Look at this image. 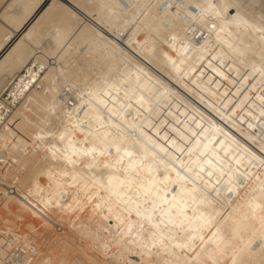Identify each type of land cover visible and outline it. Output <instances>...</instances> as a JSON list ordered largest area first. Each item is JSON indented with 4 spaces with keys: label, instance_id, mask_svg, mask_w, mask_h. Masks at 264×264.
<instances>
[{
    "label": "snow or ice",
    "instance_id": "1",
    "mask_svg": "<svg viewBox=\"0 0 264 264\" xmlns=\"http://www.w3.org/2000/svg\"><path fill=\"white\" fill-rule=\"evenodd\" d=\"M66 5L67 0H18L0 7V129L4 130L0 154H16L17 162L23 163L29 149L34 150V156L43 152L47 170L41 175L55 181L65 201L68 196L64 189L75 191L71 204L60 203L54 193L47 200L41 197L39 210L29 195L21 197L22 203L49 223V210L95 214L105 205L111 212L113 203L123 204L129 216L115 214L117 231L112 242L103 244L106 258H90L88 264H129L122 257L130 246H135V255L140 257L131 264H264V232L243 246L231 243L239 228L227 240L219 229L209 235L205 228L211 221L197 207H211L223 188L232 192L228 184L244 186L258 181L261 203L252 207L264 211V0H258L261 15L256 22H250L253 17L248 16L257 7L255 0L192 5L193 11L200 8L199 18L210 24L209 34L217 33L219 45L212 47H224L225 53L208 61L206 67L219 78L209 77L208 87L198 78L185 79L189 73L181 72L178 66L184 59L169 57L180 88L159 77L153 80L143 67L135 68L134 75L126 54L130 49L126 50L123 40L117 39L122 28L112 23L93 26L87 17L82 19L79 5ZM84 7L118 10L114 18L129 24L132 21L120 14L123 9L139 8L143 14L154 5L93 0ZM229 10L233 13L230 19ZM212 16L216 19H210ZM37 17V25L30 28ZM217 21L234 26V31L228 32L231 41L221 40L219 33L225 27ZM132 26L136 28L138 23ZM24 33L25 39L17 43ZM42 35L48 37L43 43L52 60L61 61L69 90L78 94L79 103L62 116L55 103L45 106L39 96L30 95L34 90L42 91L43 86L37 89V84L48 70L43 60H38L43 55L39 47ZM189 39L180 38L178 56L199 44L194 40L190 47L185 43ZM176 41L177 35H171L166 42L176 48ZM210 50L206 40L198 59ZM86 55L99 65V75L94 78L78 72V66H83L81 57ZM135 58L139 64V57ZM92 59L87 62L89 71ZM232 64L240 67L233 68ZM241 67L247 70L242 72ZM81 82L82 88L74 87V83ZM25 99H35L39 105L33 134L23 126L14 132L15 124L9 120L14 105ZM21 152L24 158L18 155ZM9 163L11 155L3 158L5 169ZM241 167L244 172H240ZM224 176L229 177L228 184ZM8 183L5 179L0 187ZM33 183L29 179V194ZM35 188L40 190L38 184ZM0 196V207L7 210L15 188ZM133 210L135 221L130 218ZM261 223L264 225V217ZM95 247L99 252V241ZM31 251L35 256L37 249ZM9 255L0 247V264H32L27 259H9ZM36 264L68 262H54L49 254L41 253Z\"/></svg>",
    "mask_w": 264,
    "mask_h": 264
},
{
    "label": "bare ground",
    "instance_id": "2",
    "mask_svg": "<svg viewBox=\"0 0 264 264\" xmlns=\"http://www.w3.org/2000/svg\"><path fill=\"white\" fill-rule=\"evenodd\" d=\"M17 2L18 0H3V2L0 3V7H3L8 3ZM95 2L113 3L114 0H95ZM149 2L154 5V7L144 10L143 14L139 8L122 10L120 14L132 21V23L129 24H124L120 19L114 18L118 10L98 8L89 9L84 7L85 4L91 5L93 0H67L66 6L72 7L79 5L80 11L83 13L82 19L87 17L88 21L91 22L93 26H95L97 23L101 24L102 26L106 25L107 23H112L114 26H119L122 28V31L120 32V35L117 37V39L123 40L122 46L125 47L126 50L130 49V51H127L126 54L133 65L130 70L134 75L135 68L143 67L148 76L152 77L153 80H155L156 77H159L160 80L166 83L170 81L177 88H180V85L176 84L175 74L168 59L171 57V59L177 61L184 59V63L179 64L178 66L181 72L189 73V76L185 77V79L198 78L203 80L204 87H208L209 77H211L213 80L219 79L211 72V69L206 67V65L212 56L224 55L225 48L220 46L212 47V45H219V42L216 41L217 33L212 32L209 34L208 29L210 24H205L204 20L199 18L198 14L201 11L200 8H197L195 11H193L192 5L199 4L202 6H207V4L210 2H222V0H125V3L128 4L143 5ZM255 2L257 3V7L253 9L252 12L248 13V16L253 17L250 22L258 21L259 16L261 15V11L258 6V0H255ZM165 4L171 5V7H164ZM177 5H179V7H177ZM41 15H43V13ZM232 15V11L229 10L227 13L228 19H230ZM101 17H103V19H101ZM39 19L40 17H37L36 21H33V25H30L29 27L31 28L32 26L37 25ZM210 19L215 20L216 18L212 16ZM136 23H138V27L133 28L132 25ZM217 23H222L225 27V31L219 33L221 40L231 41V37L228 36V32H233L234 26L227 24L226 21H217ZM37 31L39 32L38 27ZM149 32H151L150 36L148 35ZM26 35V33L21 34L17 43L23 41ZM171 35H177L176 48L171 47L170 44L166 42ZM185 36L192 38L185 41V43L190 47H192L194 40H199V44H195L194 49L186 53L184 56H178L177 49L181 47L179 40ZM146 37L147 41L145 42ZM201 37H203V39ZM40 39L42 42L39 47L41 48L43 55L38 56V60L42 59L43 67H46L48 70L39 77L40 83L37 84V89H40L42 85V91L38 92L34 90L32 93H30V95L34 97L39 96L40 101L44 102L45 106L55 103L58 113L62 116L63 113L72 111L73 105L79 103L77 99L78 94L75 91L69 90V81L65 79L66 73H64V70L60 66L61 61L59 59L53 61L49 48L44 46L43 42L47 41L48 37L46 35H42ZM206 40L208 41V47L211 50L204 51L203 59H198V57L201 55V45H204ZM52 44H55L54 40L52 41ZM75 55L76 54L73 53V56ZM135 57H139V64H137ZM89 59L92 58L88 57L87 55L85 57H81L83 66H78V72L82 76L94 78L96 75H99L100 68L95 60L92 59V67L91 71H89L87 67V62ZM226 62L232 63L231 61ZM213 65H216L215 61H213ZM232 66L233 68L240 67L238 64H232ZM223 70L227 72L226 68ZM246 70L247 69L241 67L242 72ZM24 75L27 76L28 72L25 71ZM74 87L82 88L83 83H74ZM221 91H223V89H221ZM14 107L15 111H13L11 116H9V120L15 124L13 131L16 132L18 129H21V126H23V129L26 130L27 133L33 134V126L36 124L34 114L38 115L39 112L38 102L35 99L31 102L25 99L18 106L14 105ZM29 121L31 123H28ZM3 136L4 130L0 129V138ZM19 138L20 136L18 134L16 139L18 140ZM30 143L31 141H29V144ZM33 151L34 150L32 149L28 150L27 158L24 159L23 163L17 162L16 154L7 152L0 154V182H3L5 179L9 181L8 184L0 187V193L5 191L12 192L13 188H15V196L9 201L7 209L8 211L10 209L9 213L12 215V220L13 218L16 219L17 215H19L17 212H20V214L21 212H24V215H27L25 217L22 215V213L21 216L22 218H25L24 221L21 219V222V220L18 218V221L16 222L18 226H11L10 228H13L12 230H10V228L6 229V227L10 225L5 227V224L3 225L5 228L1 227L2 229H6L7 233L9 232L8 234H11L10 231L17 230L16 234L19 236H16L15 233H12L11 235L14 236L12 238H10V235H6V238L3 237V239L0 237V247L4 248L7 253L11 255V257L9 255V259L24 260L26 255L33 256L31 250L36 248L38 244H41L40 246H45L44 243H46V246L48 247L49 243L51 242L47 241L46 238H44L46 241L43 239L44 242L41 241L42 243H38L40 242L38 234L41 236L42 234L48 232V234H54L55 238L57 236L63 241L62 249L63 253L66 254V257L64 259L61 258L62 260L58 261H66L68 264H71L72 261L80 260L82 264H88L90 258L98 257L100 260H104L106 257L102 254L104 251L103 244L106 241L112 242V236L117 231L118 221L115 214L118 213L121 215V217L129 216L125 206L123 204L117 205L116 203H113L111 205L112 211L109 212L108 205H105L102 210H99L95 214L90 211L87 214L81 212L73 214L71 212L49 210L48 218L50 223L46 222L40 215L33 214L32 210L22 203L21 197L24 195H29L31 203L37 208V210H39L41 204L37 202L41 200V197H43L44 200H47L54 193L55 197L60 203L71 204L75 191L65 188L64 192L67 194L68 199L65 201L63 198H61L60 191L57 189L55 181H49L46 175H41L42 172H46L47 170L46 162L43 159L44 153L41 152L39 155L34 156ZM8 155H11L12 163H9L7 169H5L3 165V158ZM18 155L21 158H24L25 156L23 152L18 153ZM26 168L27 172H25ZM244 171L245 168L241 167L240 172ZM250 171L254 172L256 169H250ZM42 177L44 178L43 180ZM29 179L34 182L32 185L31 194H29L27 191L29 187ZM213 179H215V177ZM223 180L225 184H228L229 177L224 176ZM35 184L39 185V191L36 190ZM228 186L232 187L233 191L228 192L226 188H223L222 195L213 202L211 207L200 205H197V207L199 211H202L204 215L211 221V223L205 228L206 233L210 235L212 232H215L217 229H219L222 236H224V238L227 240L233 235L234 230L239 228L240 231L235 232L234 239L231 241V243L243 246L254 236H258L261 234V232H264V225L261 223V218L264 217V211H262L260 208L254 209L252 207L253 204L261 203L259 182L249 181L248 183L244 184V186H238L236 183H232L228 184ZM175 187V185L172 186L174 189ZM21 189H25V191L22 192ZM101 194L103 195V193ZM2 198L3 197L0 196V199ZM12 212H15L16 214H12ZM189 215H192L191 209H189ZM31 216H34L36 219L31 218ZM104 216H111V218L102 219ZM130 218L133 221L137 219L134 210L132 211ZM2 222V224H4L5 220H2ZM58 223L66 224L62 226H66L68 231H65L63 228H59L56 225ZM106 228L108 229L107 231L104 230ZM61 229H63V231H61ZM18 231L21 232L19 233ZM22 231H24V233L25 231H29L32 236L36 234L37 238L36 236H33L36 239L30 238L27 240ZM7 236H10L8 237L10 241L6 242L5 239H7ZM47 238L53 237L50 236ZM53 240L55 241V239ZM97 241H99L101 245L99 252L96 251L95 247ZM27 245L29 246V249L26 251L29 250V252L26 253V255H20L18 251ZM46 246L45 248H47ZM110 246H112L111 243ZM9 248H11L12 251L9 252ZM45 248L40 249L44 250ZM113 250H115L114 247ZM40 251L38 253H40ZM44 251H46V249ZM49 251L52 252L51 248ZM135 251V246H130L129 249L124 250L122 258L129 262V264H131V261L133 260L138 261L140 257L135 255ZM230 254L231 252H229L228 255ZM40 256L41 254H37L36 252V259L34 257L32 258H34L36 261L40 258ZM110 257L111 252H109V258ZM45 258H47V256ZM223 259H227V256ZM35 261H32V264H34Z\"/></svg>",
    "mask_w": 264,
    "mask_h": 264
},
{
    "label": "rangeland",
    "instance_id": "3",
    "mask_svg": "<svg viewBox=\"0 0 264 264\" xmlns=\"http://www.w3.org/2000/svg\"><path fill=\"white\" fill-rule=\"evenodd\" d=\"M44 178L42 177V180H43ZM10 208V207H9ZM6 211H8V209L6 210L5 209V207H0V237L3 239V237H5L6 238V235H10V236H7V239H5L6 240V242L7 241H10V239L8 238V237H10V238H12V237H14L13 235H11L12 233H15V235L16 236H19V235H17L16 233H17V230L15 231V230H13V231H10V233L11 234H8L7 233V230L6 229H8V228H10L11 226L12 227H16V225L18 226V224L16 223L17 221H18V218H19V220H21V219H23V221H24V219L25 218H22V216H21V214L22 215H24L25 213L24 212H21V214H20V212H17V213H19V215H17V220L15 219V218H13V220H12V215H10L11 213H9L10 212V209H9V211L8 212H6ZM12 214H16L15 212L13 213L12 212ZM14 216V215H13ZM25 217L27 216V215H24ZM31 218H33V219H36L34 216L32 217L31 216ZM2 220L4 221L5 220V222H4V224H2L3 222H2ZM7 221V222H6ZM15 221V222H14ZM21 222H22V220H21ZM8 223H10V224H8ZM6 224V225H5ZM3 225H5V227L6 226H8V225H10V226H8V227H6V229H2V228H5V227H3ZM13 225H15V226H13ZM59 228H63L65 231H68L67 230V227L66 226H62V225H66V224H63V223H58V224H56ZM55 225V226H56ZM61 225V226H60ZM2 227V228H1ZM13 228H10V230H12ZM16 229V228H15ZM63 229H61V231H63ZM5 231V232H4ZM19 233L21 232V231H18ZM23 233H24V231H22ZM22 233V234H23ZM3 234V235H2ZM35 234V233H34ZM26 238H27V240L28 239H36L37 238V236H36V234L35 235H33V236H36V238H34L33 236H32V234L31 233H29V231H25V233L23 234ZM28 235V236H27ZM45 235V236H44ZM49 235V236H48ZM41 236H43V237H41ZM41 236H39V234H38V237L40 238V242H38V243H42L41 241H43L44 242V238H46V240L47 241H49V242H51V243H49V245H48V247L46 246V243H44V245L47 247V248H45V246H40L41 244H38L37 246H36V248L35 249H37V254H41V253H46V254H49L50 256H52V257H54V258H52V260L53 261H58V260H62V259H64L65 257H66V254L65 253H63V249H62V243H63V241L62 240H60V238H58L57 236H56V238H55V235L54 234H48V232L47 233H45V234H42ZM50 237V236H52L53 238H47V237ZM20 237H22V236H20ZM33 237V238H32ZM26 238H24V239H26ZM38 238V239H39ZM42 239V240H41ZM44 239V240H43ZM49 239H51V240H49ZM53 239H55V241L53 240ZM1 240V239H0ZM4 240V241H5ZM45 240V241H46ZM53 240V241H52ZM57 240V241H56ZM10 243V242H9ZM10 245V244H9ZM8 245V246H9ZM43 245V244H42ZM38 247V248H37ZM40 248H45L46 249V251H44L43 249H40ZM51 248V250H52V252L51 251H49V249ZM57 249V250H54V249ZM10 249V250H9ZM8 250H9V252L10 251H12L11 250V248H9ZM27 249H29V246L27 245V246H24V247H22L18 252H19V254L20 255H22V254H24V255H26V253H28L29 252V250L28 251H26ZM32 249V248H31ZM59 249V250H58ZM42 252H41V251ZM40 251V253H38ZM31 252V251H30ZM60 252V253H59ZM11 253H13V252H11ZM31 253H33V252H31ZM31 253H29V254H31ZM53 254H55V255H53ZM60 254V255H59ZM32 255V254H31ZM35 255H36V253H35ZM56 255H58V256H56ZM61 256V257H60ZM10 257H11V255H10ZM31 259H30V258ZM32 257H34L35 259H36V257L34 256V254H33V256H28V255H26V258H24V259H27V260H30V261H35L34 260V258H32ZM56 257V258H55ZM58 257V258H57ZM62 258V259H61ZM34 264H36V261H35V263Z\"/></svg>",
    "mask_w": 264,
    "mask_h": 264
}]
</instances>
